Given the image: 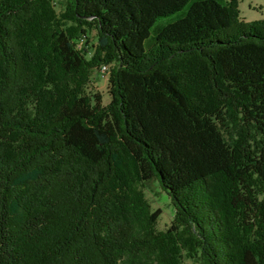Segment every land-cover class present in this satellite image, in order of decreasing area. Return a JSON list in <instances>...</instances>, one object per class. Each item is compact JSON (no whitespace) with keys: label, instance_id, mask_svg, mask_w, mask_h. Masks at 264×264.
Masks as SVG:
<instances>
[{"label":"trees","instance_id":"trees-1","mask_svg":"<svg viewBox=\"0 0 264 264\" xmlns=\"http://www.w3.org/2000/svg\"><path fill=\"white\" fill-rule=\"evenodd\" d=\"M189 1L0 0V264H264V19Z\"/></svg>","mask_w":264,"mask_h":264},{"label":"rangeland","instance_id":"rangeland-1","mask_svg":"<svg viewBox=\"0 0 264 264\" xmlns=\"http://www.w3.org/2000/svg\"><path fill=\"white\" fill-rule=\"evenodd\" d=\"M57 8L63 7L64 0H56ZM197 0H190L187 6H185L181 11L165 17L158 19L153 27L150 29V36L144 42V48L148 49L153 42V38L157 29L166 26L167 24L173 23L176 20L182 18L185 12L188 9V6ZM238 9L240 12V18L245 22H255L264 19V0H237ZM96 33L94 31L89 32L88 34V49H91L93 45L96 44ZM78 49L84 47V41H79L77 45ZM91 51V50H90ZM108 83L107 79H101L97 74H94L92 77L91 84L89 85V92L100 93L103 97V104H107L110 100L108 95ZM144 193L146 198L151 204L153 210L160 209L161 214L157 220L156 228L157 230H165L170 224L174 216V208L170 202L168 196L160 189L157 181L152 180L149 182L145 188Z\"/></svg>","mask_w":264,"mask_h":264},{"label":"built area","instance_id":"built-area-1","mask_svg":"<svg viewBox=\"0 0 264 264\" xmlns=\"http://www.w3.org/2000/svg\"><path fill=\"white\" fill-rule=\"evenodd\" d=\"M109 69H110V67L108 65L101 66L99 71H98V76L101 79H107L108 75H109Z\"/></svg>","mask_w":264,"mask_h":264}]
</instances>
